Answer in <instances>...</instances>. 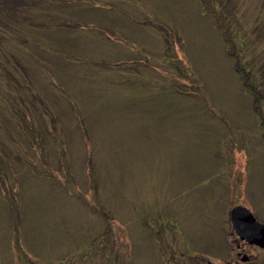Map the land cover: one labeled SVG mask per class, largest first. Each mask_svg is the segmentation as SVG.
Masks as SVG:
<instances>
[{"label":"rangeland","instance_id":"374dc122","mask_svg":"<svg viewBox=\"0 0 264 264\" xmlns=\"http://www.w3.org/2000/svg\"><path fill=\"white\" fill-rule=\"evenodd\" d=\"M139 1L140 19L161 37L148 40L160 60L146 58L158 68L150 83L165 134H152L133 116L123 82L109 80L125 64L84 55L93 42L86 35L65 46L79 60L66 76L52 72L49 104L57 113L49 115L60 125L47 118L51 144L54 132L62 141L41 156L42 137L36 154L15 162L7 182L17 196L11 208L0 193V264H185L202 254L211 264H241L229 210L243 205L264 222V125L216 24L221 12L244 40L246 60L264 54V0ZM136 89L129 100L138 105L143 95ZM257 104L264 116V97Z\"/></svg>","mask_w":264,"mask_h":264},{"label":"trees","instance_id":"16d2710c","mask_svg":"<svg viewBox=\"0 0 264 264\" xmlns=\"http://www.w3.org/2000/svg\"><path fill=\"white\" fill-rule=\"evenodd\" d=\"M85 7L82 0H0V174L4 172L0 177V193L11 198L10 208L17 199L14 188L7 183L14 175L15 162L23 157L28 159L30 150L36 154L39 145H35L42 137L45 144L41 156L51 144L52 121L48 119H57L49 115L57 113L49 104L53 95L51 88L55 86L52 72L66 76L71 71H66L70 63L79 60L77 54L71 55L76 59H70L65 46L76 40L78 22L75 20L86 11ZM220 15L221 12L216 24L233 59L234 70L244 90L251 95L254 112L264 125V116L257 104L264 97L261 92L264 76L260 71L264 68V54L255 55L249 50L251 57L246 60L244 40H237ZM60 92L58 85L56 96L62 98ZM57 121L52 126L58 127L60 121ZM53 135L57 140L51 145L59 142L58 139L62 141V134L54 132ZM21 169L25 166L21 165ZM4 183L10 189L3 188Z\"/></svg>","mask_w":264,"mask_h":264},{"label":"crops","instance_id":"0c3cea01","mask_svg":"<svg viewBox=\"0 0 264 264\" xmlns=\"http://www.w3.org/2000/svg\"><path fill=\"white\" fill-rule=\"evenodd\" d=\"M82 1L86 5V11L78 14L75 20L78 22V30H76L78 31V36L76 40L82 38V35H86L93 40L89 46L90 49H87L84 55H91L95 58H102L101 56L107 57L111 65L115 67H118L119 64H125L121 68L125 69V71L118 72L113 70L112 77L109 80L115 81L117 85L123 82L125 86L124 90H126V100L130 104L132 115L144 118L143 120H146V127L152 134L164 135V127L168 123L165 120V113L163 112L162 114L157 109L159 104L158 89L154 90L150 83L152 78L159 77L156 75L158 68H156L155 62L146 58V55H153L157 58L156 63L160 60V57H158L160 48L149 43L148 40L150 37L157 41V39L161 40V37H158L153 32H149V28L153 27H149L146 21L147 18L140 19L141 15L138 14L143 12L141 2L139 0H127L125 1L126 4H120L118 0H112L109 3L90 4L87 0ZM88 8L93 10L91 15H89ZM133 27L145 29L146 34L144 35L142 32L140 34H133ZM124 29L126 33L123 32ZM88 30H92L93 36L86 33ZM76 40L74 39L73 41ZM114 56L123 57L124 63L112 60ZM149 67L154 69L153 73L150 72ZM144 80L149 81V84L148 82L145 83L146 86L142 84ZM132 88H137L136 92L143 95L138 105L129 100L133 93ZM152 93H154V96L150 97ZM161 96L163 97V95ZM151 120H157V122L152 125Z\"/></svg>","mask_w":264,"mask_h":264},{"label":"water","instance_id":"95a60500","mask_svg":"<svg viewBox=\"0 0 264 264\" xmlns=\"http://www.w3.org/2000/svg\"><path fill=\"white\" fill-rule=\"evenodd\" d=\"M231 228L241 240L264 247V223L255 219L253 214L241 205L234 206L229 212Z\"/></svg>","mask_w":264,"mask_h":264},{"label":"flooded vegetation","instance_id":"af4514ba","mask_svg":"<svg viewBox=\"0 0 264 264\" xmlns=\"http://www.w3.org/2000/svg\"><path fill=\"white\" fill-rule=\"evenodd\" d=\"M229 228L231 227L229 220H228ZM232 230V228H230ZM233 234L235 235V242H234V249L235 257L237 260L236 263L241 264H264V247H259L256 244L247 243L245 240H241L237 233L232 230ZM201 255V254H200ZM202 258L199 260L196 259V256H192V260H189L188 263L185 264H211L210 260H208V256L201 255ZM207 257V258H206ZM177 264H184L178 262ZM221 264H234L233 262L223 261Z\"/></svg>","mask_w":264,"mask_h":264}]
</instances>
